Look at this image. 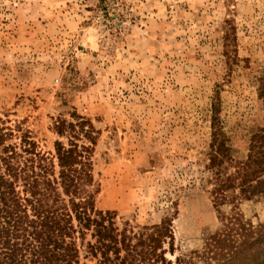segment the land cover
I'll return each instance as SVG.
<instances>
[{
    "label": "rangeland",
    "instance_id": "rangeland-1",
    "mask_svg": "<svg viewBox=\"0 0 264 264\" xmlns=\"http://www.w3.org/2000/svg\"><path fill=\"white\" fill-rule=\"evenodd\" d=\"M264 0H0V125L54 152L57 122L87 119L95 206L168 217L184 264H264V245L199 257L221 228L205 185L216 116L235 158L264 123ZM67 133V130L64 131ZM264 226V200L242 201ZM168 239L164 243L167 249ZM225 254V255H220Z\"/></svg>",
    "mask_w": 264,
    "mask_h": 264
},
{
    "label": "trees",
    "instance_id": "trees-1",
    "mask_svg": "<svg viewBox=\"0 0 264 264\" xmlns=\"http://www.w3.org/2000/svg\"><path fill=\"white\" fill-rule=\"evenodd\" d=\"M257 90L264 111V70ZM211 126L204 181L221 228L207 235L199 257L227 250L233 257L264 245V226H252L239 208L242 201L264 200V123L251 132L241 158L233 156L216 116ZM96 132L85 118L60 120L56 133L66 134V143L56 140L47 153L25 132L8 141L13 133L0 125V264H171L168 217L132 225L96 208ZM184 262L177 255L173 263Z\"/></svg>",
    "mask_w": 264,
    "mask_h": 264
}]
</instances>
